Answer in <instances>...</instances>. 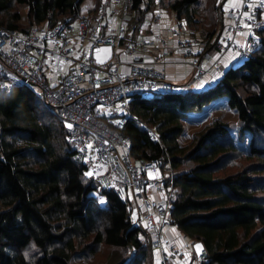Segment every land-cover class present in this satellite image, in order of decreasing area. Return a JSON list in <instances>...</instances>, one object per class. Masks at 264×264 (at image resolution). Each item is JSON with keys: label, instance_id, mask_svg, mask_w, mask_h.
Wrapping results in <instances>:
<instances>
[{"label": "trees", "instance_id": "trees-1", "mask_svg": "<svg viewBox=\"0 0 264 264\" xmlns=\"http://www.w3.org/2000/svg\"><path fill=\"white\" fill-rule=\"evenodd\" d=\"M83 1L0 0V24L28 31L40 23L75 20ZM16 5L27 7L30 27H22ZM157 8L171 10L192 35H205L215 49L224 27L219 0L212 8L204 0H131L132 31L143 23L146 9ZM259 34V48L215 83L184 94L132 99L133 113L156 127L163 144L152 141L134 119L123 131L132 138L137 162H171L177 192L170 223L203 243L208 259L202 264H264V28ZM220 98L236 111L240 130L217 119L182 145L184 122ZM243 153L252 162L225 172L233 163L227 159ZM88 168L39 93L31 87L0 93V264H72L75 255L101 244L130 249L117 264H142V256L153 250L149 231L132 219L129 201L100 187L86 175ZM29 246L41 253L35 261L25 253Z\"/></svg>", "mask_w": 264, "mask_h": 264}, {"label": "built area", "instance_id": "built-area-1", "mask_svg": "<svg viewBox=\"0 0 264 264\" xmlns=\"http://www.w3.org/2000/svg\"><path fill=\"white\" fill-rule=\"evenodd\" d=\"M225 1L219 0L223 8ZM242 1L241 7L224 9V27L214 39V48L249 57L261 44L264 0ZM90 10L75 20L52 26L40 23L28 31L0 24V93L10 94L16 87L39 88L63 122L67 138L92 169V176L102 188L114 189L129 201L132 219L144 223L161 264H171L172 257L179 256L175 248L166 251L164 237L177 192L173 167L171 162L164 166L162 159L137 162L132 138L123 131L134 119L147 128L152 141L163 144L156 127L133 113L132 99L184 94L191 90L190 84L217 69L220 58L214 57L205 35L181 38L184 25L176 20L168 31L177 38L175 51L193 69L191 82L177 83L155 67L170 54L163 34L149 33L161 22V9H146L137 33L129 37L125 32L131 18L130 0H100ZM121 42L129 53L123 61L128 71L105 51ZM160 44L163 53L153 58L150 53ZM207 259L202 246L197 264Z\"/></svg>", "mask_w": 264, "mask_h": 264}, {"label": "crops", "instance_id": "crops-1", "mask_svg": "<svg viewBox=\"0 0 264 264\" xmlns=\"http://www.w3.org/2000/svg\"><path fill=\"white\" fill-rule=\"evenodd\" d=\"M228 1H230V4L229 6H225L227 2L226 0L224 9L238 8L243 4L242 0ZM162 11L163 17L161 22L149 30V33L160 31V33H162L164 38L167 40V49L169 50L170 54L166 56L167 59L165 62L155 63V67L159 70L165 71L177 83H189L192 79L193 69L188 65L182 55L175 51L177 38L168 31V27L173 24L171 22L174 20L171 18V12H168V10ZM175 20L177 19L175 18ZM132 30L134 29H131V34L134 35L137 33L138 29L134 32ZM245 33L246 31H243L242 36ZM180 37L193 38L195 36L191 34V30L188 27L184 26L181 30ZM169 41H173V43H169ZM105 51L106 53L112 54V58L122 61V69L128 71V64L123 62L129 58V53L124 43L121 42V44L116 48H106ZM213 51L214 57L220 58L219 67L209 72L202 80H197L194 81L193 84H190V89H200L215 83L223 75L224 70L233 66V63L240 57V54L235 51L221 52L217 48H215ZM161 53H163V47L160 44L158 47L152 49L150 55L154 58L155 56L161 55ZM141 224L145 227L143 222H141ZM164 237L166 240L165 249L168 253L171 252L172 248H175L179 251V256H175L174 258L172 257V264H197L198 252L200 248L204 246L201 241H197L188 237L171 223L165 228Z\"/></svg>", "mask_w": 264, "mask_h": 264}, {"label": "rangeland", "instance_id": "rangeland-1", "mask_svg": "<svg viewBox=\"0 0 264 264\" xmlns=\"http://www.w3.org/2000/svg\"><path fill=\"white\" fill-rule=\"evenodd\" d=\"M99 2L100 0H84L80 5L79 13L75 17L78 18L80 14L88 12V10L94 8L97 4H99ZM204 2L206 3V7L208 8H212L214 5V0H204ZM229 4H230V1L227 0L225 6H229ZM15 7L16 9L20 11L22 15V19L20 22L22 27H30L31 24L29 23L27 19V13H26L27 7L25 5H16ZM168 12H171V18L174 19L171 23L175 24L176 17L174 16V13L171 10H168ZM223 19H224V16H223ZM128 22L130 23V20H128ZM182 23L184 24L185 27H187L183 21ZM125 34L128 37L134 36L133 34H131L130 24ZM245 59H246V56L240 55V57L233 63V65L238 66ZM36 92L40 93L39 88L36 89ZM221 101H226V99L220 98L219 103L217 104L214 103L203 114L200 115L199 113H193L194 118L199 116L196 119L184 122V132L179 137V142L182 145H188L192 141L193 136L196 132L202 130L205 126L209 125L210 123H212L213 121L217 119H221L222 121L228 122L237 132L240 130L241 123L239 121L236 111L229 109L227 105H222ZM42 105H43V108H46L45 104H42ZM236 136L238 137V135ZM237 141L239 140L237 139ZM235 155L227 159L228 162H230L231 160L233 161V163L230 165V167L224 170L225 172L238 171L240 170V168L245 167L246 165L252 162L251 159L246 157L245 153L239 154L236 156ZM228 162H225V163H228ZM220 168L222 169L224 168V166ZM92 173H93L92 169L89 167L86 175L88 177H91ZM102 205H104V202H102ZM91 243L92 241H87L85 245L91 244ZM94 247H95L94 251L87 249L85 250L84 254L75 255L71 261L72 264H117V263H120L123 258L129 257L130 255V249H126V248L112 247L106 244L95 245ZM152 247H153V250H151L150 248L149 251L146 252V255L142 256L143 258L142 264H161L158 250H155L154 246ZM38 251H39L38 248H36L35 246H29L25 250V253L27 254L29 258L35 261L36 259L39 258L41 254ZM171 264H172V261H171Z\"/></svg>", "mask_w": 264, "mask_h": 264}, {"label": "bare ground", "instance_id": "bare-ground-1", "mask_svg": "<svg viewBox=\"0 0 264 264\" xmlns=\"http://www.w3.org/2000/svg\"><path fill=\"white\" fill-rule=\"evenodd\" d=\"M130 1H131V0H130ZM144 8H145V7H144ZM129 32H130V31H129ZM145 237H146V235H145ZM148 238H149V236H148ZM149 241H150V240H149ZM176 248H177V247H176ZM148 249H149V248H148ZM137 253H138V252H137ZM137 253H136V254H137ZM205 262H206V261H205Z\"/></svg>", "mask_w": 264, "mask_h": 264}, {"label": "snow or ice", "instance_id": "snow-or-ice-1", "mask_svg": "<svg viewBox=\"0 0 264 264\" xmlns=\"http://www.w3.org/2000/svg\"><path fill=\"white\" fill-rule=\"evenodd\" d=\"M69 127H71V125H69Z\"/></svg>", "mask_w": 264, "mask_h": 264}]
</instances>
